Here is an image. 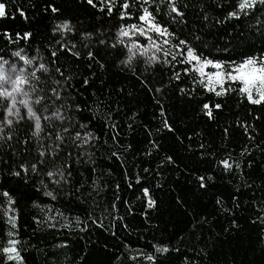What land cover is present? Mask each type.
<instances>
[{"label":"trees","instance_id":"1","mask_svg":"<svg viewBox=\"0 0 264 264\" xmlns=\"http://www.w3.org/2000/svg\"><path fill=\"white\" fill-rule=\"evenodd\" d=\"M0 2V61L48 67L38 136L26 111L8 125L0 105V264H264V100L239 81L217 96L177 55L183 40L224 65L264 56V4L175 0L178 16L173 0ZM145 8L175 60L129 62L119 33Z\"/></svg>","mask_w":264,"mask_h":264},{"label":"snow or ice","instance_id":"2","mask_svg":"<svg viewBox=\"0 0 264 264\" xmlns=\"http://www.w3.org/2000/svg\"><path fill=\"white\" fill-rule=\"evenodd\" d=\"M144 2L146 3L147 0H144ZM87 3H89L91 5V4H93V0H87ZM257 3L264 4V0H241V2L239 3V12L244 13L246 9L254 8ZM93 6H95V5H93ZM123 7L125 9L128 8V4L127 3L123 4ZM170 10H171V12L176 13L178 16L182 15V13L176 7L175 0H173ZM52 11L55 12V11H57V9L52 8ZM108 11L110 13L111 8H109ZM21 15L23 16L22 12H21ZM5 16H6L5 5L3 3H0V18H3ZM229 17L230 18H236V19L240 18L238 12H235V11L229 13ZM140 19L145 21L146 23H148L149 27H148L147 31L155 32L158 36H164L166 34L170 35L167 33L166 28H162L160 25H158L154 22V19L152 18V14L148 11L147 8L144 9V15L141 16ZM56 30H58V31H71V28H70L68 23H64V24L57 25ZM132 31H137L135 26H133ZM139 34L140 35H146V30L142 29V28L139 29ZM30 35H31L30 33H26L25 38L29 37ZM121 35L122 36H128L129 32L122 29ZM7 38L10 40L12 39L10 36ZM147 39L150 41V45L155 47V50L157 52L162 50L159 47V45L154 44L153 38L151 36H147ZM163 43L168 44L169 41L167 39H165L163 41ZM180 45L185 46L184 48H179V46H177V48H178L177 55H183L184 56V59L181 62L192 65L191 70L199 73V75L201 76V80L199 82L201 84H204V86L209 91H214L217 96H220L227 91L223 87L225 81H239L243 85L239 89V91L241 94H246L247 99L250 103L259 104L261 102V100H264V56H261L259 58L247 57L238 64L234 63V62H229L228 70H225V65L223 63L216 62V61L201 57L200 55H198L195 52V50L193 48L187 46L186 41L181 40ZM130 51H131V49H130ZM145 51H141L140 54L144 55ZM185 53H186V55H185ZM15 55L20 57V59L24 60L25 64L30 65L32 63V60H30V59L25 60L20 52H16ZM53 55H55V53H53ZM164 55L165 56L172 55V59L173 60L176 59V55L171 54L167 50H164ZM154 59H155L154 55L149 57V60H154ZM130 60H131V57L129 59V62H130ZM6 65H8L7 61L0 62V97L7 98L11 101V106L8 107V109H7V114L9 117H11L13 115L19 114V109L16 108V104L18 103L17 96L19 95V96H23V97H28L29 92L25 91L24 88L22 87V85H24L27 81V77H26L25 73L20 71V69L17 68L16 66L13 67V65H8L9 67H13V74L11 76H9L5 72V66ZM209 67H211L212 69H215V71L210 72V73H206L205 69H207ZM40 68L47 71V69L45 68L44 65H40ZM57 71L59 72L60 70L57 69ZM205 76L207 77V83H205V80H204ZM31 78L32 79L36 78L34 73L31 74ZM85 83H87V81H85ZM213 84L219 85L220 90L216 91V89L214 87H211V85H213ZM33 91H34V89H33ZM53 91H55V90H53ZM254 91L260 97V99H255L253 97ZM56 95H57V98H59V94L56 93ZM41 100H42V97H38L34 101H29L27 99L19 100V103L27 109V112L29 114V118L33 119L35 122V124H34L35 130L33 132L34 136H38L40 134V132L42 131V127H41V118L39 115H37L34 112L33 107L31 105L33 103L39 104L41 102ZM216 107L219 108L220 105H216ZM14 109H15V111H14ZM204 109L208 110L206 114L209 117H211L212 112H211L208 104L204 105ZM53 116H55V118H58V119L61 118L59 116L58 112L53 113ZM44 118L49 119V117H47V116ZM6 123L8 125H11L13 123V120L7 119ZM165 126L167 127V123H165ZM169 130H171V129H169ZM0 131H2V129H0ZM88 135H89V138H91V134H88ZM8 138L11 139V137H8ZM76 138L77 139L80 138L79 133L76 134ZM57 139H62V137L58 136ZM85 142H87V140ZM40 155L44 156L45 153L41 152ZM223 163H224V166L226 168L230 167V165L228 164L227 161H225ZM23 171L25 173H27L29 171V169L23 168ZM31 171H33V172L36 171V165L35 164H33L31 166ZM20 174H21L20 172L13 173V175H16V176H19ZM55 174L56 173H54L52 171H49L47 173V175L49 177H52ZM60 175H61V178H63L62 172L60 173ZM200 179L202 181L201 186L203 187L204 186V184H203L204 178L201 177ZM57 183H59V181H57ZM145 194L147 195V189H145ZM5 195H7V193H5ZM45 195L52 197V199L56 198L51 191L46 192ZM148 205H149V207H152V206H154V202L149 200ZM9 223H11L13 225V227H15L14 218L11 216L9 217ZM10 235H11V233H10ZM15 243H16V241H10L11 246L9 248L4 249V252L10 254L8 256V259H10V260L11 259H20L19 252L15 248ZM156 251L166 253L169 251V249L167 247H158L156 249ZM148 258L152 259V257H148Z\"/></svg>","mask_w":264,"mask_h":264},{"label":"rangeland","instance_id":"3","mask_svg":"<svg viewBox=\"0 0 264 264\" xmlns=\"http://www.w3.org/2000/svg\"><path fill=\"white\" fill-rule=\"evenodd\" d=\"M0 3H2V2H0ZM133 26L136 27L137 31H132ZM148 27H149L148 23L141 20V22H139L137 24H132L131 26H126V27L122 28L123 30L129 32L128 36H122L121 31H120V33H119L120 39L128 51V60L130 59V57H131V59H134L135 57H139V58H141L147 62H154V61H158V60L163 58L164 50H167L170 53L174 50V45L169 40V37L167 34L164 36H158L155 32L147 31ZM141 28L146 30V35H140L139 34V29H141ZM147 36H151L153 38L154 44L159 45V47L162 50L157 52L155 50V47L150 45V41L147 39ZM165 39H167L169 41L168 44L163 43V41ZM130 49H131V51H130ZM141 51H145V54L141 55L140 54ZM21 55L24 57L25 60L26 59L32 60V63L30 65L25 64L24 60L20 59V57H18V56H15L13 59L7 61L8 65H13V67L16 66L17 68L20 69V71L24 72L26 77H27V81L24 85H22V87L24 88L25 91L29 92V96L28 97H23V96H19V95L17 96L18 103L16 104V108L19 109V114L9 117L7 114V109H8V107L11 106V101L7 98L0 97V105H2L3 109H5L7 119H12V120L18 119L23 111L27 112V109L19 103V100L27 99L29 101H34L38 97L42 96L41 94H42L43 90H41V88H42V85H44V82H43L44 80H42L40 78V73L45 71V70L41 69L40 65H44L45 68L48 70V67H46L47 65L41 59L29 58L23 54H21ZM153 55L155 56V59L149 60V57H151ZM0 62H2V61H0ZM8 65L5 66V72L7 75L11 76L13 74V67H9ZM228 65H225V70H228ZM213 71H215V69H212L211 67L205 69L206 73H210ZM32 73L35 74V77H36L35 79L31 78ZM204 80H205V83H207V77L206 76L204 77ZM226 82L227 81H225V83L223 85L224 89H225ZM211 87H214L216 89V91L220 90L219 85L213 84V85H211ZM33 89H34V91H33ZM253 97L255 99H260V97L255 93V91L253 92ZM42 102L43 101L41 100V102L39 104L33 103L31 105L33 107L34 112L37 115H38V113H37L38 112V105H40ZM14 111H15V109H14ZM27 114H28V112H27Z\"/></svg>","mask_w":264,"mask_h":264},{"label":"water","instance_id":"4","mask_svg":"<svg viewBox=\"0 0 264 264\" xmlns=\"http://www.w3.org/2000/svg\"><path fill=\"white\" fill-rule=\"evenodd\" d=\"M149 195V194H148ZM149 197H150V195H149ZM147 198H148V196H147Z\"/></svg>","mask_w":264,"mask_h":264}]
</instances>
